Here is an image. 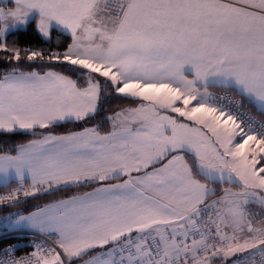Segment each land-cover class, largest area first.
Returning a JSON list of instances; mask_svg holds the SVG:
<instances>
[{
  "label": "snow or ice",
  "instance_id": "snow-or-ice-1",
  "mask_svg": "<svg viewBox=\"0 0 264 264\" xmlns=\"http://www.w3.org/2000/svg\"><path fill=\"white\" fill-rule=\"evenodd\" d=\"M0 54V133L36 137L0 150V264H264V0H0Z\"/></svg>",
  "mask_w": 264,
  "mask_h": 264
},
{
  "label": "trees",
  "instance_id": "trees-1",
  "mask_svg": "<svg viewBox=\"0 0 264 264\" xmlns=\"http://www.w3.org/2000/svg\"><path fill=\"white\" fill-rule=\"evenodd\" d=\"M9 42H15L17 46L24 48L35 49L37 51L44 50L48 52L50 50H56L59 47L60 51H63L66 48L67 44L71 43V36L70 34H64L57 31H53L51 41H45L41 36H39L36 31L34 30V23L30 25L26 31L22 30L14 35H10L8 37ZM59 42V43H58ZM2 55V54H0ZM24 53L22 52V56ZM33 64H39V61L32 62ZM26 67V66H25ZM214 90V89H211ZM139 101L133 103L131 99L119 97V96H109L103 101V107L101 110V116L111 115L114 110H119L121 107H133L137 106ZM259 114V113H258ZM260 116V115H259ZM264 119V116H260ZM100 117H96L95 120H90L87 122V126H92L95 124ZM85 126L83 122L75 123V122H62L54 125L51 131L54 133L60 134L68 131L80 130L82 127ZM111 129V125L107 122H103L102 131H109ZM31 133H18V134H3L0 133V150H8L12 148L14 145L19 143H26L29 139H34ZM230 183L223 182L216 187V195L212 196L217 197L223 193V190L226 186ZM12 185H16L14 182ZM236 186L235 184H233ZM91 190L90 188L87 189H80V191H88ZM77 191L76 188H72L68 194L71 192ZM64 193L58 192L57 197H62ZM54 199L52 196H41L39 198H28V202L26 204H22L20 207L22 210L26 209V213L35 209L36 205L43 206L45 203H48L50 200Z\"/></svg>",
  "mask_w": 264,
  "mask_h": 264
},
{
  "label": "built area",
  "instance_id": "built-area-1",
  "mask_svg": "<svg viewBox=\"0 0 264 264\" xmlns=\"http://www.w3.org/2000/svg\"><path fill=\"white\" fill-rule=\"evenodd\" d=\"M212 92H219L220 90L219 89H214V90H211ZM244 111H250L252 116L258 120V121H261V122H264V119H262L258 112L255 110V109H249V108H245ZM16 185H9V188H0V194H4L6 193L10 188L12 187H15ZM218 197V196H217ZM217 197H213V198H210V201L211 200H215ZM6 211L5 210L4 212H0V215H4L6 214ZM221 227H223V225H221ZM227 231V234L229 235V232H228V229L226 230ZM11 241H15L17 238L16 237H12L10 238ZM42 239H44L43 236H41L40 234H35L33 235L32 233L30 232H26L24 233L20 238H19V244H20V251L17 253L18 256H23L25 255L26 253L32 251L33 249L30 248V247H25L26 244H28L30 241H33L35 240L37 243H39ZM190 242V240H189ZM214 243L216 242L215 240L213 241Z\"/></svg>",
  "mask_w": 264,
  "mask_h": 264
},
{
  "label": "crops",
  "instance_id": "crops-1",
  "mask_svg": "<svg viewBox=\"0 0 264 264\" xmlns=\"http://www.w3.org/2000/svg\"><path fill=\"white\" fill-rule=\"evenodd\" d=\"M3 3L4 4H8V0H3ZM191 77L189 76V79H190ZM209 91H211V89H209ZM133 107H136V106H133ZM161 114H171V113H167L165 110H161ZM171 115H175V114H171ZM62 123V122H61ZM81 130V129H80ZM111 130V129H110ZM109 130V131H110ZM74 131H79V130H74ZM64 133H66V132H64ZM61 134V133H60ZM27 182H30V180L29 181H27ZM10 185H12V184H10ZM0 188H2V187H0ZM32 211H35V209L34 210H32ZM32 211H30V212H32ZM25 214H27L26 212H25Z\"/></svg>",
  "mask_w": 264,
  "mask_h": 264
},
{
  "label": "rangeland",
  "instance_id": "rangeland-1",
  "mask_svg": "<svg viewBox=\"0 0 264 264\" xmlns=\"http://www.w3.org/2000/svg\"><path fill=\"white\" fill-rule=\"evenodd\" d=\"M225 189H231L232 191H238L239 190V188H238V186L236 185V186H234L233 184H229L228 186H226L225 187ZM223 194V193H222ZM221 194V195H222ZM228 232H229V236H231L232 235V231H231V229H228ZM239 255V254H238Z\"/></svg>",
  "mask_w": 264,
  "mask_h": 264
}]
</instances>
